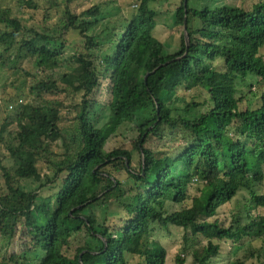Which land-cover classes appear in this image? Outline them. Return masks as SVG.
<instances>
[{
	"label": "trees",
	"instance_id": "trees-1",
	"mask_svg": "<svg viewBox=\"0 0 264 264\" xmlns=\"http://www.w3.org/2000/svg\"><path fill=\"white\" fill-rule=\"evenodd\" d=\"M158 1L137 0L131 19L109 23L99 36L91 35L102 17L97 6L80 16L67 8L60 38L0 17V68L18 71L24 61L44 73L69 67L60 80L34 74L35 99L24 103L20 90L22 104L12 95L2 98L19 106L0 127V146L14 161L8 169L0 160V237L12 243L20 231L26 238L11 264H166L167 251L151 236L157 226L180 228L185 252L192 240L193 264H211L223 241L264 240V216L251 213L264 209V93L256 108L243 107L240 96L250 76L264 87V0L216 10L196 9L191 0L185 8L181 0L175 26L187 20L190 47L182 33L179 52L171 55L154 34L151 4ZM71 32L84 45L66 61L58 48ZM103 79L109 80L110 117L100 128L91 117ZM179 91L195 94L183 115L171 101ZM62 96L82 98L66 126ZM207 106L206 113L191 117ZM139 121V136L128 147L106 150L121 127ZM166 132H181L185 145L161 147L169 140ZM56 148L65 152L59 162ZM24 182L38 187L27 189ZM244 192L250 198L246 223L237 215L230 226L210 221ZM172 204L184 207L171 212ZM83 233L86 246L70 257L68 248ZM198 237L208 243L198 248ZM185 262L178 258L177 264Z\"/></svg>",
	"mask_w": 264,
	"mask_h": 264
},
{
	"label": "rangeland",
	"instance_id": "rangeland-1",
	"mask_svg": "<svg viewBox=\"0 0 264 264\" xmlns=\"http://www.w3.org/2000/svg\"><path fill=\"white\" fill-rule=\"evenodd\" d=\"M0 0V17L4 18L5 16H10L12 19L21 22V24L26 29H34L40 33L54 35L56 37L61 36L59 29L62 19L65 17V12L67 8L72 11L73 14L80 16L84 11H87L95 6L100 7L102 10V17L97 18L100 21V24L95 28L92 36H99L100 33L105 29L106 25L109 23L115 22L117 19L126 20L127 18L131 19L133 16L132 11H134V6H136L137 0ZM259 0H191V6L199 10L209 9L216 10L219 7H240L250 8L254 3ZM181 0H159L155 4H151V8L157 13L156 21L158 27L155 30V37L162 41L165 44V55L175 54L179 52V44L181 41L182 33L185 35L184 27L175 26V12L180 6ZM35 7H34V6ZM95 19V18H94ZM93 18H88L89 21H93ZM5 26L0 24V31L4 30ZM65 33V31H64ZM63 33V35H64ZM60 38V37H59ZM103 40V39H102ZM61 47L59 46V51L64 56L65 60L68 61L69 58L74 55L77 51L83 49L84 40L82 41L79 38V35L75 32H71L69 35L65 36L64 39L60 42ZM31 64V63H30ZM28 61L20 64L18 71H8L6 69L0 68V127L7 119H14L16 116L19 106L17 103L13 105H5L2 101V98L9 97L12 95L15 100L20 101L21 94L18 90L23 91L25 98L21 100L25 103L33 97L31 93V86L34 84L33 80L34 74L38 75V80H43L45 77L52 78L55 80H60L63 75L69 71L68 65H65L63 70L46 71L45 73L42 70H34V67L30 65ZM216 65L219 67L221 62H216ZM25 69V70H24ZM25 72H24V71ZM26 73H29V77ZM248 86V87H247ZM250 87V90L248 89ZM109 80H102V88L97 96V101L99 107H97L92 113L91 119L95 123L96 120H99L98 126L104 128L109 122V113L106 110V106L109 105L111 100L110 90H109ZM240 96L244 99V106L250 108L258 107V103L264 93V87L259 85V80L250 76L249 79L241 87ZM19 93V96H18ZM251 93L257 94V97L252 96ZM195 94L185 93L179 91L171 97V101L175 106L180 110V115H183V109L185 107L186 100L190 101L191 97ZM197 95L200 96L198 92ZM18 98V99H17ZM61 101L65 102L67 109L64 110V116H66L68 121H64L63 126L70 125L69 117L73 118L74 114H69L74 110L77 104L82 100L81 96L74 97L72 99L66 100L65 96L60 98ZM199 100V99H198ZM201 101V100H200ZM209 106L202 108L200 112H194L191 117H197L202 113H206L209 110ZM141 124L132 123L120 128L118 135L119 137L115 140H110L106 145V150L111 152L114 149H119L120 147H128V144L131 140L139 136L138 127ZM165 136L169 140L164 143H159L161 147L170 148V147H180L185 145V139L182 138L181 132L170 133L166 132ZM8 143V142H7ZM155 145H157L155 141ZM56 162H59L63 159L65 155L64 150L61 148H56L55 150ZM135 160L138 158L135 155ZM0 160H2V166L13 169V160L11 159L8 151L5 149L4 145L0 146ZM134 164L138 167V163L135 161ZM40 169L43 173L47 172V168L44 165L40 166ZM0 170V182H3L1 178ZM117 178L124 179L123 175L117 174ZM27 189H36L38 184L32 182L22 183ZM129 187V186H127ZM192 194L196 192L192 189L190 191ZM260 193L264 194V185L260 188ZM51 192H44V198L49 200L51 197ZM248 194L240 193V195L234 199L231 204L221 207L218 210L217 217L211 218L210 221L219 219L220 221L225 222L227 226H230L234 216H242L243 223L247 221V212L249 204ZM183 205L172 204L170 206L171 212H178L182 210ZM94 215H99L98 209H93L91 211ZM252 215L256 218L259 216H264V209H255L252 212ZM153 239L158 240L164 249L167 251V260L166 264H177L178 258L186 259L185 264H193L192 257L190 255L191 247L193 245L192 240L190 241L187 252H185V245L183 243V231L177 227H171L170 230H164L160 227L153 228L151 233ZM26 241L25 236L22 232L19 231L18 236L9 243L7 240H3L0 237V264H11L10 257L17 253L21 254L23 251V246ZM198 248L206 245L207 239L204 237H198ZM88 242V236L86 233H83L73 239L72 245L68 248L67 254L70 257H73L76 254V250L80 247L86 246ZM221 255L217 258H214L211 264H258V260L262 259L259 256V253L264 255V240H258L254 238H246L240 242L235 241H223L221 242ZM260 257V258H259Z\"/></svg>",
	"mask_w": 264,
	"mask_h": 264
},
{
	"label": "water",
	"instance_id": "water-1",
	"mask_svg": "<svg viewBox=\"0 0 264 264\" xmlns=\"http://www.w3.org/2000/svg\"><path fill=\"white\" fill-rule=\"evenodd\" d=\"M187 5H188V0H185V4H184L185 8L187 7ZM183 27H184V31H185V40H186V45H187V50H188L189 47H190V39H189V36H188L187 20H185V23H184ZM187 53H188V51H187ZM187 53H186V55H187Z\"/></svg>",
	"mask_w": 264,
	"mask_h": 264
}]
</instances>
